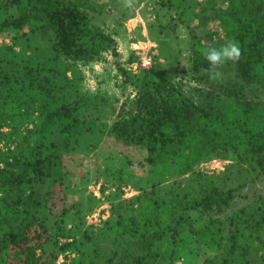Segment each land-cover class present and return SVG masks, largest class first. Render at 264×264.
I'll use <instances>...</instances> for the list:
<instances>
[{
    "label": "trees",
    "instance_id": "obj_1",
    "mask_svg": "<svg viewBox=\"0 0 264 264\" xmlns=\"http://www.w3.org/2000/svg\"><path fill=\"white\" fill-rule=\"evenodd\" d=\"M211 1L161 0L175 7L176 26L198 19L206 41L191 27V59L210 84L206 97H174L168 76L155 72L143 77L131 108L105 127L89 114L99 100L81 90L75 62L115 50L114 36L94 20L111 13L110 6L0 0V35L12 41L0 47V264H42L47 243L60 247V238L71 237L64 226L75 208L66 205L70 156L84 145L98 147L87 143L97 133L121 143L106 156L109 169L114 164L154 182L118 202L93 245L66 264H158L162 256L178 258L186 243L210 245L215 254L207 264H250L245 229L264 233V197L228 208L240 186L264 174V0H228L219 8ZM211 21L224 35L208 27ZM29 35L45 42L52 63L28 53ZM229 40L239 44L241 56L221 71H235L237 79L211 81L202 72L208 67L203 53ZM230 148L254 173L245 184L231 186L222 175L197 170Z\"/></svg>",
    "mask_w": 264,
    "mask_h": 264
},
{
    "label": "rangeland",
    "instance_id": "obj_2",
    "mask_svg": "<svg viewBox=\"0 0 264 264\" xmlns=\"http://www.w3.org/2000/svg\"><path fill=\"white\" fill-rule=\"evenodd\" d=\"M92 2L110 6L111 13L95 14L94 20L102 24L116 41L115 50L105 52L102 57L93 61L75 62L82 72L81 90L89 100H99L89 112L98 118V122L108 127L118 119L123 108H131L132 101L139 94V84L143 77L154 75L155 72L168 76L173 89L169 86L167 90L173 92L174 97L187 96L196 101L206 97L204 88L210 84L200 80L198 73L192 68L191 27L197 28L196 31L200 32L202 40L206 41L195 16H192L188 27L185 24L176 26L178 14L175 7L163 6L161 0H133L132 8H126L123 0ZM211 4L218 8L226 7L228 0H212ZM196 9H200V6ZM208 27L218 31L220 36L224 35L217 21H211ZM28 37V53L37 60L52 63L53 54L44 49L45 42L33 35ZM11 42L9 38L0 35V47ZM121 68L126 69L129 81ZM149 69H152L153 73ZM222 73L219 81L228 77L237 79L235 71ZM252 93L249 91L248 97H251ZM157 95L160 96L158 92ZM90 142L100 145H84L70 156L74 175L68 178L70 187L67 190L66 205H74L75 208L67 216L64 226L71 237L60 238V247L54 242L47 243L48 250L43 255L42 264H50V259H54L52 264H66L74 257H81L93 245L105 220L111 216L113 207L154 182L137 174L118 171L114 164H111L113 166L109 169L110 163L107 162L106 156L115 146L121 148V143L115 145V140L105 134L99 136V133L90 135L87 143ZM239 155L240 153L232 148L219 151L197 166V170L222 175L231 186L238 185L240 180H244L242 183L245 184V180L252 178L254 173L244 170L238 161ZM259 194L264 197V174L261 178H255L253 182L240 186L239 195L228 210L233 212L242 208L256 200ZM254 234H257V231L252 226L245 229V237L249 239L251 246L250 264H264V233L257 234V237H253ZM214 254L210 245L186 243L178 258L172 260L168 256H162L158 264H207V258Z\"/></svg>",
    "mask_w": 264,
    "mask_h": 264
},
{
    "label": "clouds",
    "instance_id": "obj_3",
    "mask_svg": "<svg viewBox=\"0 0 264 264\" xmlns=\"http://www.w3.org/2000/svg\"><path fill=\"white\" fill-rule=\"evenodd\" d=\"M123 2L126 8L133 7V0H123ZM203 55L208 63V67L202 69V72L211 81H218L223 76L221 71L223 66L228 62H237L241 56V50L237 42L229 40L219 48L212 47L206 49ZM177 264H180V262H177Z\"/></svg>",
    "mask_w": 264,
    "mask_h": 264
}]
</instances>
